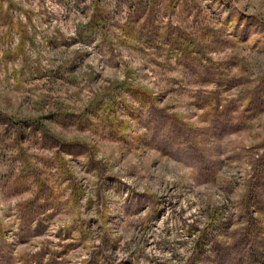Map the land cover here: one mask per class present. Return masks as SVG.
<instances>
[{"label": "rangeland", "instance_id": "rangeland-1", "mask_svg": "<svg viewBox=\"0 0 264 264\" xmlns=\"http://www.w3.org/2000/svg\"><path fill=\"white\" fill-rule=\"evenodd\" d=\"M0 264H264V0H0Z\"/></svg>", "mask_w": 264, "mask_h": 264}]
</instances>
